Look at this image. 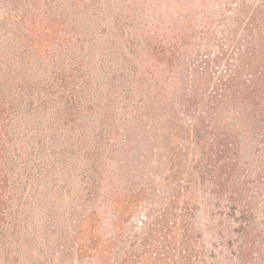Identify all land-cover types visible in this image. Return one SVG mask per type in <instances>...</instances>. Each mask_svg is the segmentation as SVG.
<instances>
[{"label":"trees","instance_id":"obj_1","mask_svg":"<svg viewBox=\"0 0 264 264\" xmlns=\"http://www.w3.org/2000/svg\"><path fill=\"white\" fill-rule=\"evenodd\" d=\"M264 264V0H0V264Z\"/></svg>","mask_w":264,"mask_h":264},{"label":"rangeland","instance_id":"obj_2","mask_svg":"<svg viewBox=\"0 0 264 264\" xmlns=\"http://www.w3.org/2000/svg\"><path fill=\"white\" fill-rule=\"evenodd\" d=\"M196 222L209 264H235L226 244L228 218L219 216L216 211L204 205L197 213Z\"/></svg>","mask_w":264,"mask_h":264}]
</instances>
